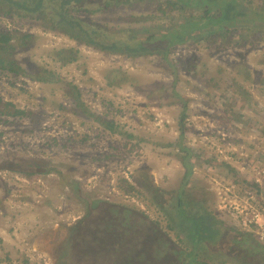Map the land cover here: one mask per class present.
<instances>
[{
	"label": "rangeland",
	"instance_id": "374dc122",
	"mask_svg": "<svg viewBox=\"0 0 264 264\" xmlns=\"http://www.w3.org/2000/svg\"><path fill=\"white\" fill-rule=\"evenodd\" d=\"M238 1L264 9V0ZM111 2L87 0L88 12L70 6L67 14L135 34L169 27L180 13L164 0ZM7 9L0 2V32L11 35L0 61L15 65L14 71L0 67V264H72L76 248L74 264H179V252L191 247L150 204L149 186L164 190L165 202L187 181L184 194L192 200L207 190L209 209L231 231L229 205L243 204L248 195L253 206L264 202L263 16L257 24H236L226 37L198 32L204 35L162 58L109 54L73 41L48 21ZM63 49L77 50L76 61L60 62L68 54H55ZM41 68L51 72L46 83L33 79ZM17 111L22 114L13 115ZM104 120L115 123L111 133ZM120 178L139 194L123 195ZM90 199L119 205V211L102 208V217L97 211L84 222L91 232L79 251V240L68 238ZM121 207L143 213L145 222L134 218L130 229ZM230 241L219 239L218 248L199 258L262 264L255 251ZM101 245L107 250L94 255Z\"/></svg>",
	"mask_w": 264,
	"mask_h": 264
},
{
	"label": "trees",
	"instance_id": "16d2710c",
	"mask_svg": "<svg viewBox=\"0 0 264 264\" xmlns=\"http://www.w3.org/2000/svg\"><path fill=\"white\" fill-rule=\"evenodd\" d=\"M111 1L113 0H106V4L110 6V3H112ZM154 1H157L158 5L160 0ZM0 2L5 3V6L8 8L5 11V14H11L15 11L16 16L18 17L30 15V17L42 19V21H48L51 28L55 27L54 29H58L61 33L77 43L91 46L109 54L125 55L127 57L158 55L164 58L174 47L191 43L199 37V35H204L196 34L198 32H205L204 30H207V33L212 32L215 35L223 34L224 37H226L224 33L230 32V29H232L231 27L234 28V26L241 25L240 22L256 23V21L259 22V20H261L262 16L264 17V9L251 7V10L247 4H243L238 0H164L163 4L166 5L167 8L177 9L180 12L177 18L171 17L172 21L170 20L169 27L156 26L135 34L133 30L126 31V33L122 34L121 31L110 32L106 29L99 28L96 25H90L76 16L67 14L68 7L70 6H72L71 10H74L76 13L79 12V10L88 12L89 10L85 7L87 0H0ZM246 3L251 2L246 1ZM11 9H13V11H11ZM188 9H192L193 11L189 12ZM248 15H250L249 18ZM241 27H246L248 28V31H252V28L249 26ZM221 30L224 31L221 32ZM129 33L133 34L129 36ZM26 37L29 38L31 35H25L23 38ZM10 40L11 35L8 32H0V50L4 49V46L8 44ZM13 48L12 45L10 49L13 50ZM10 51L11 50H9L8 53H10ZM63 53L68 54V58L64 56L61 58L60 56ZM1 54L2 53L0 52V55ZM55 56L60 57V62L69 64L76 61L78 51L63 49L56 51ZM5 63L9 71H14L11 66L15 67V65L10 61H0V67H3L2 65ZM50 75V71L42 69L33 79L40 83H46L51 79ZM109 84L111 85V82ZM18 114H22V112L17 111L13 115ZM101 123L104 125V129L107 132L110 131V133L113 131V127H115L113 121L104 120L101 121ZM128 137H131V135H128ZM184 150L185 147H180L178 149V151ZM186 157H183V159ZM190 174L191 173H188L185 178L189 179ZM72 182L74 183V181ZM187 183L188 181L182 183L178 189L168 192L171 193L172 203L162 201L161 196H163L164 190H160L156 187L152 188L150 186L146 188L150 194V204L153 207L159 208V211L165 218L170 230L178 228L177 237L179 238V241L189 242L187 244L191 247L190 250L187 252L186 249H183L179 252V264H210L207 259L199 258V256L203 252H212L215 248H218L221 244L217 245L216 243H218L219 239H223L224 237L229 238V240L232 238V241H230L232 247L242 249L240 246H245L248 247L245 249V252L252 250L255 251L256 253L254 256L257 257L258 255L257 259L264 264V245L259 243L252 233L239 231L233 222H230L232 224L231 228L236 231L223 229V222L218 220L208 207L209 192L207 190L202 191L203 195L196 200H192L190 196L184 194L183 188ZM76 186L77 183H74L75 191H78ZM118 189L127 197H133L139 194L135 187L123 178L119 179ZM79 194L82 196L87 195L81 191ZM86 202H89V204L85 205L86 217L74 233L75 235L72 234L73 236L70 235L68 238L69 241L72 238L74 239L73 241L79 240L77 242L80 244V247L78 248L79 251H82L87 245L86 239L91 232L89 226L83 223L87 222L92 216L94 217L93 219L97 218V211H99L102 217V208H104L105 211H110L109 208L114 206V209H111L115 212L119 211V205H111L107 207L109 203L106 205L104 201L98 199H90ZM259 202L260 205H264L262 199H260ZM121 212L129 215L127 220L129 222L131 221L132 224L130 229H135L134 218H138V220H142V217H144V219L147 218L143 213L128 207H121ZM144 219L143 222H145ZM153 223L156 225L155 222ZM99 248V250L94 251V255L107 250L106 246L103 247V245ZM249 248L251 250H249ZM73 251L76 252L74 253L72 264L77 262L79 258L77 256V248L73 249ZM242 264H251V262H242Z\"/></svg>",
	"mask_w": 264,
	"mask_h": 264
},
{
	"label": "built area",
	"instance_id": "2783aa9c",
	"mask_svg": "<svg viewBox=\"0 0 264 264\" xmlns=\"http://www.w3.org/2000/svg\"><path fill=\"white\" fill-rule=\"evenodd\" d=\"M250 200L246 199L243 204L234 203V206H228L231 214L232 222L235 224L236 228L239 231H244L252 233L259 243L264 245V206L260 205V202L255 200L258 203L257 206H253L248 201H251L252 197H248ZM232 207V208H231ZM226 206L223 207L225 209ZM228 208L226 211H228ZM230 215V214H229Z\"/></svg>",
	"mask_w": 264,
	"mask_h": 264
},
{
	"label": "flooded vegetation",
	"instance_id": "af4514ba",
	"mask_svg": "<svg viewBox=\"0 0 264 264\" xmlns=\"http://www.w3.org/2000/svg\"><path fill=\"white\" fill-rule=\"evenodd\" d=\"M251 192V191H250ZM248 197H250V195H248L246 198H248ZM235 200H237V199H235ZM243 202V201H242ZM250 204H252L253 203V201H248Z\"/></svg>",
	"mask_w": 264,
	"mask_h": 264
}]
</instances>
